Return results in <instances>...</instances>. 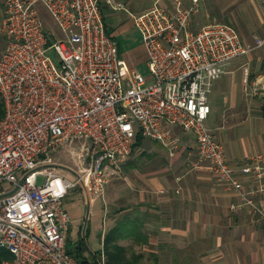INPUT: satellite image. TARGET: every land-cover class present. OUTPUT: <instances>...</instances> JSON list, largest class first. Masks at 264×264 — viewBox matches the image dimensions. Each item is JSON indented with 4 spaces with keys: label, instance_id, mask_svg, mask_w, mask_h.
Wrapping results in <instances>:
<instances>
[{
    "label": "built area",
    "instance_id": "2783aa9c",
    "mask_svg": "<svg viewBox=\"0 0 264 264\" xmlns=\"http://www.w3.org/2000/svg\"><path fill=\"white\" fill-rule=\"evenodd\" d=\"M170 1L133 14L150 78L131 67L125 81L101 0L4 1L0 247L12 258L0 264H80L68 246L72 217L65 197L77 187L89 200L103 196L107 183L123 173L138 134L173 155L181 144L175 126L192 134L199 160L239 197L230 209L247 206L264 222V205L255 198L264 191V148L234 166L207 125L215 81L233 59L263 47L264 37L246 43L231 24L198 25L200 0ZM44 11L57 32L44 29ZM50 36L58 62L47 54Z\"/></svg>",
    "mask_w": 264,
    "mask_h": 264
},
{
    "label": "crops",
    "instance_id": "0c3cea01",
    "mask_svg": "<svg viewBox=\"0 0 264 264\" xmlns=\"http://www.w3.org/2000/svg\"><path fill=\"white\" fill-rule=\"evenodd\" d=\"M4 1L0 0V19ZM156 1L171 5L170 0H146L130 12L127 6L131 5V0H114L123 7L121 9L101 0L105 27L118 43L120 54L118 35L125 26L120 12L129 11L133 23V14ZM183 2L189 5L191 0ZM200 6L194 18L198 25L225 22L233 25L242 37L246 36L245 28L252 29L251 37H264V0H200ZM245 68H248L247 82L244 81ZM145 77L150 78L149 72ZM209 104L207 125L224 145L230 164L238 167L248 155L264 148V51L250 52L226 65L209 93ZM172 130L181 138V145L173 155L159 141L145 138L143 144L132 151L134 154L139 148L140 153L136 152L135 157L129 161L130 156L124 163L122 177L118 181L113 179L115 192L129 190L133 194L129 205L120 204L116 196L113 199L116 208L114 206L112 221L120 223V231L114 233L118 237L116 243L133 247L142 255L144 252L152 255L159 248L192 253L191 258L198 264H264V222L258 221L247 206L231 210L230 204L238 203L239 197L218 184L210 164L199 160L192 134L176 126ZM160 159L162 166L153 164ZM107 185L102 196L105 210H95L88 226L84 221L86 231L81 236L82 247L90 240L92 246L89 247L100 252L104 262L105 239L111 232L110 229L101 231L100 224L101 220L105 225L111 220L106 217ZM255 198L264 205V191ZM123 214L127 217H122ZM70 239L71 235L68 246Z\"/></svg>",
    "mask_w": 264,
    "mask_h": 264
},
{
    "label": "rangeland",
    "instance_id": "374dc122",
    "mask_svg": "<svg viewBox=\"0 0 264 264\" xmlns=\"http://www.w3.org/2000/svg\"><path fill=\"white\" fill-rule=\"evenodd\" d=\"M146 0H131V5L127 6L128 10L130 12H134L135 9L140 7L141 5L145 4ZM201 8V6H200ZM121 11V10H120ZM127 11H121L120 14L123 15L125 21H124V30L121 34L118 36V40L120 42V48H121V54H120V63H121V77L122 80L125 81L128 78L129 75V68L133 67L137 69L144 77L148 75V67H147V58H146V53L144 52L142 46V38L140 35V32L136 28V26H133V23H131L130 20V12ZM138 13V12H137ZM43 25L44 29L46 31H58V28L56 24L53 22L52 18L50 15L44 11L43 12ZM246 36L242 37L243 41L246 43H251L254 41L255 37H261V36H253L251 37L252 34V29L248 30L245 28ZM55 37L50 36L48 38V44H47V54L55 61L58 62V56L56 54L55 49L51 46L53 42L55 41ZM4 45V40L0 39V48ZM264 51V46L263 48H257L253 50L252 52L255 51ZM181 145V144H180ZM190 145V144H189ZM150 149H153L151 147ZM140 149L138 148L134 154L131 155L129 161L135 157V155L139 152ZM137 152V153H136ZM163 153L160 151V155ZM60 162L69 165H72L74 168V163L68 158V157H61ZM159 164L158 166H162V160H157L153 164ZM149 167L150 165H146ZM157 166V167H158ZM145 167V166H144ZM155 168V167H154ZM123 173L120 175L122 177ZM115 177L118 181L121 177ZM42 181V178H39V182ZM114 180H110L107 188H106V198L108 202V211H107V218H111V220L107 221L108 224L105 225L103 220H101V231H108L112 227L116 226L119 224L118 222L114 224L112 221V217L114 216V200L115 196L117 201L120 200V204H126L129 205V199L133 197V194L129 192V190H122L121 193H117L114 191V186H113ZM105 201L103 200V197L101 195H96L93 196L91 200L88 199L86 195L82 192L81 189L78 187L75 188L74 190L70 191L69 196H66L64 199V205L65 208L69 211L71 217H72V227L70 229V243L69 247L73 252V247L76 245V242L79 241L82 234H85L86 227L84 228V221L86 220L87 226L90 222H92V219L94 218V211L95 210H105L104 206ZM116 208V206H115ZM125 212V211H124ZM123 212V213H124ZM125 214H128L126 212ZM122 217H127L123 216ZM129 217V216H128ZM124 219V218H123ZM125 221V220H123ZM126 222V221H125ZM88 231V229H87ZM128 231V230H127ZM88 240V238H87ZM86 245L92 246V243L90 240L86 242ZM85 245L83 255L87 257L88 259H93L94 256L100 257V263L103 264L104 262V257L103 255L99 254L96 250H91V248L87 247ZM127 247V246H126ZM133 249V247H132ZM130 247H127L128 254L129 253H136L135 249L132 250ZM74 254V252H73ZM140 254V253H139ZM192 253H178L176 250H163L162 248H159V250L152 255L144 252L142 258L136 263V264H198L197 261L191 258ZM75 255V254H74ZM77 257V256H76ZM78 258V257H77ZM79 259V258H78ZM106 260V259H105Z\"/></svg>",
    "mask_w": 264,
    "mask_h": 264
},
{
    "label": "trees",
    "instance_id": "16d2710c",
    "mask_svg": "<svg viewBox=\"0 0 264 264\" xmlns=\"http://www.w3.org/2000/svg\"><path fill=\"white\" fill-rule=\"evenodd\" d=\"M106 32L110 35L108 29H106ZM4 114L5 105L2 99L0 98V119L4 116ZM262 115L264 118V104L262 106ZM144 140L145 137H143L141 134H138L136 142L133 146V150L136 147L141 146ZM109 231H111L110 235L106 237L104 244V256L106 259L104 264H136L142 258L143 255L141 253L139 254L134 252L128 254L127 247L120 246L116 243L118 237L114 233L116 231H120V223L117 224L115 227L111 228ZM75 249L76 251L73 252L75 256L79 258L78 260L80 264H101L100 257L97 258V256H94L93 259L90 260L83 255L84 248L82 247V238L79 239ZM99 254L101 255L100 252ZM10 258H12V254L8 250L0 247V261L3 259Z\"/></svg>",
    "mask_w": 264,
    "mask_h": 264
}]
</instances>
